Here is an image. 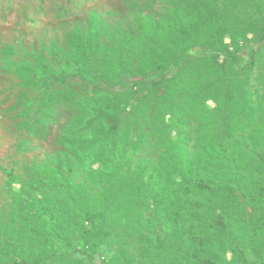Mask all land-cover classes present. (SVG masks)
<instances>
[{
  "label": "trees",
  "instance_id": "16d2710c",
  "mask_svg": "<svg viewBox=\"0 0 264 264\" xmlns=\"http://www.w3.org/2000/svg\"><path fill=\"white\" fill-rule=\"evenodd\" d=\"M199 6H186L185 14L164 28L146 17L140 36L107 27L99 30L94 14L88 31L77 39L83 60L100 57V77L107 85L120 86L122 76L128 77L127 103H132L127 112L120 101L106 103L104 113L95 109L83 133L78 132L84 140L80 151L100 163L94 180L97 191H92L93 186L87 191L76 182L74 175L83 166L75 163L63 182L64 200L36 199L35 211L25 215L26 225L40 236L45 251L33 264L48 262L53 239L68 244L77 223H90L99 237L106 235L101 223L112 214L133 235L143 233L152 240V233L160 232L168 240L167 250L153 255L165 264H264V115L258 118L264 107L248 78L260 63L257 52L239 70L242 80H235L233 86L236 100L217 98L215 111L197 93L205 74L199 83L191 81L182 60L167 74L175 55L169 52L172 38L184 27L194 26ZM257 7L263 12L264 0ZM223 27L236 29L231 41L247 31L241 22H225ZM225 55L233 63L238 61L228 49ZM20 70L23 74L18 75L32 84L35 71ZM159 73L161 77L153 78ZM146 83L156 89V102L140 96L138 88ZM78 126L74 121L73 127ZM174 130L177 134L172 136ZM37 188L41 190L42 184ZM150 204L155 217L146 221L144 212ZM38 223L45 228L39 230ZM123 251L120 255L126 257ZM248 252L255 262L249 261Z\"/></svg>",
  "mask_w": 264,
  "mask_h": 264
},
{
  "label": "rangeland",
  "instance_id": "374dc122",
  "mask_svg": "<svg viewBox=\"0 0 264 264\" xmlns=\"http://www.w3.org/2000/svg\"><path fill=\"white\" fill-rule=\"evenodd\" d=\"M259 2L0 0V264H33L45 256L40 236L29 230L25 215L35 211L32 209L36 199L49 196L52 201L64 200L63 182L71 176L75 165L69 161L66 147L73 128L75 134L83 133L87 121L95 116L94 110L99 109V115L103 114L106 103L120 101L124 112L130 110L132 100L129 105L126 92L128 77L122 76L117 83L120 86L107 85L100 77V57L83 60L78 52L77 39L88 31L93 15L99 18V30L107 27L119 34L140 36L146 17L155 18L164 28L168 22L183 16L186 6L200 3V16L194 26L184 27L172 38L169 52L175 55L171 56L167 74L175 71L177 60L183 61L191 81L199 83L205 74L206 81L199 85L197 93L204 95L206 105L215 111L217 98L236 100L233 86L242 80L239 70L249 62L253 51L257 52L260 63L248 74L249 84L264 107V10L260 12ZM231 21L246 24L247 29L245 35H239L234 41L231 34L236 29L223 27ZM101 41L109 44L105 37L101 36ZM227 49L238 58L237 62L226 59ZM23 67L35 71L32 84L18 75L23 72H17V68ZM161 75L155 74L153 78ZM138 91L142 98L151 100L156 89L146 83ZM74 121L79 122L78 127H73ZM174 134L177 130L172 131ZM193 144L194 141L190 146ZM71 155L78 166H83L74 175L76 182L87 191L93 186L92 191L96 192L94 180L100 163L94 162L87 152L79 151L80 157ZM152 156L155 158L157 154ZM38 184H42L41 190ZM149 206L144 212L146 221L155 217L152 205ZM38 224L39 230L45 228ZM101 224L106 232L102 237L85 222L77 223L68 244L59 238L53 239L51 257L46 264L167 263L153 255L157 250H167L168 240L162 239L160 232H153L152 240L143 233L133 235L130 227L117 223L114 214ZM121 250L126 257L120 255ZM248 255L251 263L256 261L253 253ZM226 257L232 258L230 253Z\"/></svg>",
  "mask_w": 264,
  "mask_h": 264
},
{
  "label": "clouds",
  "instance_id": "9594fccd",
  "mask_svg": "<svg viewBox=\"0 0 264 264\" xmlns=\"http://www.w3.org/2000/svg\"><path fill=\"white\" fill-rule=\"evenodd\" d=\"M149 6V5H147ZM76 133V129L73 128V134L69 135V138L67 140V149H68V159L70 162H72L73 164L76 163L75 157L72 156V153H79L80 151V146L84 143V140H82L80 138L79 134H75ZM84 139H89L88 136H85ZM62 143L64 142L63 140L61 141Z\"/></svg>",
  "mask_w": 264,
  "mask_h": 264
}]
</instances>
